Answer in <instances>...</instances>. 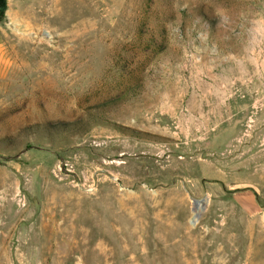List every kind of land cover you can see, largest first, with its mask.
Returning <instances> with one entry per match:
<instances>
[{"label":"rangeland","instance_id":"rangeland-1","mask_svg":"<svg viewBox=\"0 0 264 264\" xmlns=\"http://www.w3.org/2000/svg\"><path fill=\"white\" fill-rule=\"evenodd\" d=\"M263 112L264 0H6L0 264H264Z\"/></svg>","mask_w":264,"mask_h":264},{"label":"crops","instance_id":"crops-1","mask_svg":"<svg viewBox=\"0 0 264 264\" xmlns=\"http://www.w3.org/2000/svg\"><path fill=\"white\" fill-rule=\"evenodd\" d=\"M254 192L255 191L244 190L243 192L236 193L235 200L245 212L251 216L257 217L264 230V203H260L262 202L261 196L259 194L255 196Z\"/></svg>","mask_w":264,"mask_h":264},{"label":"water","instance_id":"water-1","mask_svg":"<svg viewBox=\"0 0 264 264\" xmlns=\"http://www.w3.org/2000/svg\"><path fill=\"white\" fill-rule=\"evenodd\" d=\"M6 10V0H0V14Z\"/></svg>","mask_w":264,"mask_h":264},{"label":"bare ground","instance_id":"bare-ground-1","mask_svg":"<svg viewBox=\"0 0 264 264\" xmlns=\"http://www.w3.org/2000/svg\"><path fill=\"white\" fill-rule=\"evenodd\" d=\"M199 208V207H198Z\"/></svg>","mask_w":264,"mask_h":264},{"label":"trees","instance_id":"trees-1","mask_svg":"<svg viewBox=\"0 0 264 264\" xmlns=\"http://www.w3.org/2000/svg\"><path fill=\"white\" fill-rule=\"evenodd\" d=\"M1 15V14H0Z\"/></svg>","mask_w":264,"mask_h":264}]
</instances>
